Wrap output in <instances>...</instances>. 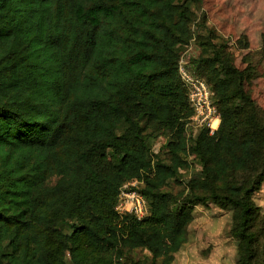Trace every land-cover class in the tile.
Wrapping results in <instances>:
<instances>
[{"label":"trees","instance_id":"1","mask_svg":"<svg viewBox=\"0 0 264 264\" xmlns=\"http://www.w3.org/2000/svg\"><path fill=\"white\" fill-rule=\"evenodd\" d=\"M197 1L0 0V264H131L138 248L172 264L194 206L208 200L234 209L237 264H264L253 200L264 183V111L245 88L253 69L237 67L226 43L187 57L220 112L213 133L187 134L194 109L179 60ZM46 62L52 82L34 89L58 110L11 106L2 92L22 93L19 77L42 78ZM160 130L165 149L154 156ZM189 155L201 167L184 182ZM134 178L148 201L142 218L115 208ZM171 182L184 187L165 189Z\"/></svg>","mask_w":264,"mask_h":264},{"label":"rangeland","instance_id":"2","mask_svg":"<svg viewBox=\"0 0 264 264\" xmlns=\"http://www.w3.org/2000/svg\"><path fill=\"white\" fill-rule=\"evenodd\" d=\"M196 20L192 24L194 37L190 40V54L198 56L203 48H211V43H226L234 64L239 68L247 66L253 69V74L246 77L245 88L255 103L264 111V0H198L194 6ZM205 15V20L201 18ZM213 29V35L207 28ZM182 51V52H183ZM56 69L50 62L43 64L42 78H34L32 73L19 77L23 91L9 90L2 92L9 104L25 112L47 114L58 110L56 102L34 89L36 85H46L52 82ZM37 75L36 72H34ZM34 78V80H33ZM35 81V82H34ZM59 90V86H57ZM187 134L198 133L199 128H189ZM152 153L164 152L167 140L162 130L157 133ZM188 143H192L189 137ZM165 156V155H164ZM189 155L190 167L180 175L179 180L188 179L200 164L193 161ZM58 175L49 178L48 184H54ZM184 184L171 182L165 189L179 192ZM254 202L261 208L262 220L259 226L260 241L264 242V183L253 195ZM233 207H220L213 200L197 203L194 206V218L189 224L188 241L174 255L172 264H237L240 254L239 240L231 229L234 224ZM133 258L131 264H153L152 255L147 249H135L129 252ZM160 261H157L159 264Z\"/></svg>","mask_w":264,"mask_h":264},{"label":"built area","instance_id":"3","mask_svg":"<svg viewBox=\"0 0 264 264\" xmlns=\"http://www.w3.org/2000/svg\"><path fill=\"white\" fill-rule=\"evenodd\" d=\"M192 47L189 46L181 53L179 60V73L187 87L189 101L194 109L189 118V128L209 127L213 133L220 121V112L214 101V92L207 82L191 72L187 67V57ZM142 181L138 178L123 182L119 188L116 210L120 215L133 213L142 218L149 212L146 196L141 191Z\"/></svg>","mask_w":264,"mask_h":264}]
</instances>
